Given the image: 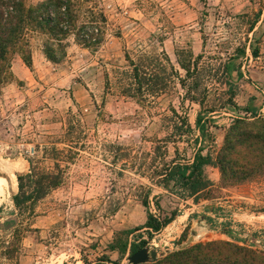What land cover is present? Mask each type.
<instances>
[{
  "label": "rangeland",
  "instance_id": "obj_1",
  "mask_svg": "<svg viewBox=\"0 0 264 264\" xmlns=\"http://www.w3.org/2000/svg\"><path fill=\"white\" fill-rule=\"evenodd\" d=\"M87 4L102 9L108 19L105 39L97 49L86 48L71 36L64 60L53 63L36 38L31 66L15 54L12 76L0 87V264H131V241L140 232L148 237L143 230L127 234L147 219L141 201L146 194L154 213L159 212L155 195L160 196L163 214L177 212L147 244L158 250L159 258L181 248L190 237L191 244L237 239L264 250V226L246 219L264 210V176L218 190L214 199L201 198L198 203L156 185L152 178L163 160L174 158L176 150L180 159H191L200 143L195 140L198 130L178 135L182 129L171 120L172 108L195 127L202 106L185 98L177 79L149 100L124 94L121 84L122 70H128L126 52L132 56L165 52L182 75L178 50L204 52L203 61L213 68L230 57L232 80L238 86L235 101L264 115V0H89ZM251 43L259 45L258 57L253 56ZM244 45L245 55H236L235 49ZM215 86L205 108L220 103L225 87ZM246 114L232 109L215 112L210 127L214 141L208 144L213 152L222 145L233 119ZM52 147L57 151L45 154V148ZM53 154L63 170L62 184L34 210L20 214L12 199L18 191V174L29 170L31 160L53 169ZM207 174L220 184L217 167L209 166ZM214 206H223L231 218L209 222L203 215L215 217V212L205 211ZM224 221L230 225L224 226ZM126 240L129 246L122 254L118 247ZM112 244L118 247L112 249Z\"/></svg>",
  "mask_w": 264,
  "mask_h": 264
},
{
  "label": "trees",
  "instance_id": "obj_2",
  "mask_svg": "<svg viewBox=\"0 0 264 264\" xmlns=\"http://www.w3.org/2000/svg\"><path fill=\"white\" fill-rule=\"evenodd\" d=\"M88 2L89 0H43L28 5L26 0H0V87L12 76V58L15 54H20L25 63L31 66L32 44L36 38L41 40L43 52L53 63L64 60L71 36L84 47L97 49L105 39L108 19L102 9L96 10ZM258 20L259 16L251 25V30ZM250 48L253 56L260 55L259 45L251 43ZM235 52L236 55H245L246 45L238 46ZM125 55L128 70H122L125 79L121 82L124 94L149 100V97L166 92L177 79L186 91L185 98L202 106L195 127L186 116H180L172 108L174 116L171 120L176 128L182 129L178 130V135L183 137L198 130L200 136L195 140L196 144L200 143L191 159H180L176 150L174 158L163 160L161 168L155 171L152 178L156 185L180 198H193L198 203L201 198L214 199L218 190L240 186L264 176V115L249 106L239 107L235 101L238 86L232 80V58L229 57L213 68L212 64L203 61L204 52L194 55L191 50H178L179 68L184 71L182 75L165 52L141 51L136 56L126 52ZM205 71L209 76H204ZM216 84L225 87L220 93V103L218 106L205 108L204 103ZM222 109H232L239 113L244 111L249 115H238L233 119L222 145L213 152L208 145L209 141H214L210 127L215 121L213 115ZM45 150L47 154L49 151L56 152L57 148ZM54 155L51 156L56 161L53 169L31 160L29 170L18 174V191L12 199L20 214L34 210L39 201L62 184L63 170ZM209 166L219 169V185L207 174ZM154 197L159 212L152 211L149 195L146 194L141 198L147 210L145 223L127 231V234H133L143 230L148 234L144 238L143 232H140L131 241V254L147 246L177 216L176 211L171 215L163 214L160 196ZM225 210L223 206L206 207L205 211H213L216 216L204 214L203 217L209 222L218 223L219 217L231 218V212ZM221 223L224 226L230 225L227 221ZM128 246L129 242L126 240L119 247L112 244L111 248L118 247L125 254ZM141 264H264V250L241 244L237 239H217L176 248L155 262Z\"/></svg>",
  "mask_w": 264,
  "mask_h": 264
},
{
  "label": "water",
  "instance_id": "obj_3",
  "mask_svg": "<svg viewBox=\"0 0 264 264\" xmlns=\"http://www.w3.org/2000/svg\"><path fill=\"white\" fill-rule=\"evenodd\" d=\"M193 241V237H190L189 241L184 243L181 248H185L189 245H191ZM159 259L158 250L157 249H151L148 246H144L138 251L132 253L129 256V262L131 264H141V263H147V262H155Z\"/></svg>",
  "mask_w": 264,
  "mask_h": 264
},
{
  "label": "crops",
  "instance_id": "obj_4",
  "mask_svg": "<svg viewBox=\"0 0 264 264\" xmlns=\"http://www.w3.org/2000/svg\"><path fill=\"white\" fill-rule=\"evenodd\" d=\"M253 217H255V218H253ZM246 219H251L252 222L257 224V226L262 227V226H264V210L260 215L256 214V215L251 216V217L249 216V218H246ZM158 255H159V253H158Z\"/></svg>",
  "mask_w": 264,
  "mask_h": 264
},
{
  "label": "bare ground",
  "instance_id": "obj_5",
  "mask_svg": "<svg viewBox=\"0 0 264 264\" xmlns=\"http://www.w3.org/2000/svg\"><path fill=\"white\" fill-rule=\"evenodd\" d=\"M2 162V161H1ZM9 169V168H8ZM2 179H0V181H1ZM2 183V182H1ZM4 183V182H3ZM0 188H2V187H0ZM4 193V192H3Z\"/></svg>",
  "mask_w": 264,
  "mask_h": 264
}]
</instances>
